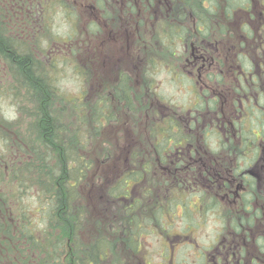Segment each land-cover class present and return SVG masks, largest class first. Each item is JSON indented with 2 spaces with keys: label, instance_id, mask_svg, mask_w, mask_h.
Masks as SVG:
<instances>
[{
  "label": "trees",
  "instance_id": "16d2710c",
  "mask_svg": "<svg viewBox=\"0 0 264 264\" xmlns=\"http://www.w3.org/2000/svg\"><path fill=\"white\" fill-rule=\"evenodd\" d=\"M135 1L115 0L118 6L109 13L111 0H0V103L9 100L21 118L29 119L22 129L18 122L3 117L0 106V264H143L145 239L155 235L164 242L165 251L168 247L159 264H174L173 244L165 243L173 228L167 219L179 212L182 234L178 237L185 239L220 207L213 181L219 185L217 165L222 166L223 156L230 153L235 159L230 167L234 177L238 169L241 173L247 169V164H241L245 147L239 144L226 150L232 140L213 129V121L204 127L201 123L215 108L213 99L205 101L210 97L208 90L198 92L192 87V102L176 105L158 93L152 76L158 70L172 74L165 62H180L181 47H188L187 42L198 46L206 40L208 44L213 15L228 13L231 1ZM234 3L241 5L239 0ZM139 4L143 19L134 28H141L146 18L150 24L148 34L135 38L138 46L148 36L151 74L145 85L134 88L129 73L133 68L144 70L145 60L139 58L118 71L107 90L94 87L69 96L59 85L61 66L72 64L87 82L89 73L84 58L80 66L76 44L87 45L86 38L99 32L95 20L89 21L96 8L117 24L113 23L112 32L120 28L121 14L137 11ZM59 18L74 24L71 34L63 38L53 30ZM106 124L117 132L100 133ZM101 134L114 147L99 140L93 149L98 140L94 138ZM239 135L241 143L253 138ZM184 143L192 147L189 153L183 152L185 169L177 172L180 177L168 174L164 168L175 161L176 149ZM109 147L112 153L105 150ZM87 151L90 159L98 161L123 155V168L117 169L115 161L99 170L101 164L93 163ZM88 174L104 179L93 190V196L103 192L102 201L92 202L95 217L80 203L82 192L91 191ZM241 179L246 191L241 194L242 209L216 214L223 232L219 239L227 236L224 253L231 256L221 264H264V214L261 209L243 210L256 195V181L248 175ZM207 253L201 252V264Z\"/></svg>",
  "mask_w": 264,
  "mask_h": 264
},
{
  "label": "flooded vegetation",
  "instance_id": "af4514ba",
  "mask_svg": "<svg viewBox=\"0 0 264 264\" xmlns=\"http://www.w3.org/2000/svg\"><path fill=\"white\" fill-rule=\"evenodd\" d=\"M230 1L228 13L213 15V34L210 33L208 44L203 40L201 45L192 44L183 50L182 69L190 79L196 74L195 85L199 92L208 90L210 97L205 101L213 99L215 104L213 113H206L201 119L203 127L213 121V129L220 131L227 141L232 140L228 151L238 148L239 144L245 147L241 164H247V169L243 173L238 169V176L232 175L230 167L235 159L228 151V155L223 156L222 166L217 165L221 172L220 182L217 185L213 181V194L220 207L213 209V214L223 211L229 214L242 209L241 194L246 192L241 183L244 175L255 179L256 195L249 198V205L243 210L261 209L264 214V0H239V6H235L234 0ZM213 9L217 11L215 6ZM191 120L189 118L188 122ZM240 133L251 134L253 138L241 143ZM189 146L184 143L177 147L175 161L164 168L168 174L173 172L181 176L178 173L185 169L187 162L183 152L189 153L192 150ZM213 162L217 164L214 157ZM216 242L209 254L210 264H221L231 258L224 253L229 243L227 236Z\"/></svg>",
  "mask_w": 264,
  "mask_h": 264
},
{
  "label": "rangeland",
  "instance_id": "374dc122",
  "mask_svg": "<svg viewBox=\"0 0 264 264\" xmlns=\"http://www.w3.org/2000/svg\"><path fill=\"white\" fill-rule=\"evenodd\" d=\"M138 3L139 0H136L135 4ZM115 6H118V3L115 2V0H111V4L110 2L107 3V9L109 13L114 12ZM183 8L185 7L183 6ZM185 10L186 9H183V13L185 12ZM141 14L142 7L139 4V8L137 11L128 14H121L119 26L120 28L114 29V31L110 32V30L113 28V23L114 26L117 24H115V22L112 23L109 20H106L102 16L103 12L100 11L99 13L98 9L96 8V11L93 12L94 16L89 19V21L94 19L99 29V32L94 35L96 39L92 40L94 36L90 35L89 38H86L88 40L86 41V43L87 45L89 44V46L82 45V43L76 44V49H78L79 51V54H77L76 57L79 56V61L81 62L80 66H82V58H84L83 65L86 71L89 73L86 78L87 82H85V84L83 83V80H81V78L77 75L72 64L61 66L62 71L59 74V85L64 91H66L69 96H77L80 94L81 91H84L83 89H85L86 91L88 89L92 91L94 87L96 89L104 88L105 90H107L114 84L116 73L121 69L123 70V68L127 66L137 63L136 61L139 58L145 60V62L141 66H144V70L131 68L132 70L129 73H131V81L134 88L137 87L139 89V86L145 85V83L147 82L146 80H148L149 78L148 74H151V71L148 70L147 62V58L150 55V48L148 47L147 42H145L148 39V36H145L142 40H140L138 46L135 45V38L138 34L141 33L148 34V27H150V24L148 19L146 18L147 20H143V24H141L143 26L141 28H134V23L137 27H139L138 23L141 19H143ZM184 15H187L186 12L184 13ZM144 16L148 15L145 13ZM61 19L62 18L55 20L53 30L63 38L66 37L68 34H71V28L74 27V24L73 22H67ZM86 22H88V20ZM183 25L188 28L187 21H185ZM211 33L213 34V27L211 28ZM186 44L188 47L190 46V42H187ZM82 46L83 49L80 50V47ZM145 47H148L147 50L145 49ZM184 49L182 45L181 50L183 51ZM184 56V54H181L180 62H173L172 59H168L165 62L169 66L166 68L171 69L172 75L170 73L163 72L160 70L156 71V73L153 72L152 75L156 84L155 89L158 88V93L161 94L168 102L176 105H188L190 99L189 90L187 88L189 87V85L184 84L187 86L186 87L182 84L181 80H178L177 78H172L176 75H180V70L182 73V77L187 78L185 76L186 74L184 73V70L182 69ZM195 77L196 74H194L193 78L191 77L194 83ZM163 101L166 102L164 99ZM23 103L24 102H22V104ZM0 106L3 117L8 120L18 122L20 128L22 129L26 128L29 119H27L26 117L21 118L18 115L16 107L12 105L9 100H1ZM121 120L125 121L126 119L124 118V116H122ZM69 126L71 127L72 124L69 123ZM99 131L100 133L104 131L105 133L110 134L117 132V130L114 129V126L112 124H106L103 128H99ZM94 139L98 140L94 144L93 149H95L96 146L99 144V140H102L101 143H108L110 146H113L111 144V140L108 139V141L105 138L104 134H101L99 138L96 137ZM91 142H93V140H91ZM107 149L109 153H112L111 147L106 148L105 150ZM89 153L90 151H87L86 153L88 158ZM102 155H104V152ZM117 157L118 153L114 157H109L108 159L100 158L99 161L94 157L92 159H89L92 160L93 163L97 162L96 164H98L99 162L101 164L98 167L99 170L104 168L107 169V166L113 164L115 161L116 162L114 165H117L116 168L122 169L124 156L121 155L119 158ZM114 165L112 167V170H114ZM88 177L91 179V183H89L91 191L89 189L85 193L82 192V195L80 197V203L85 206L86 212L88 211V213H91L95 217L96 208L95 204L92 202L98 203L100 199L102 201L103 192L96 191V195L93 196V190L94 187L99 189V184L104 179L103 177L102 180L97 179L95 176L90 177L89 174ZM104 177L106 180V174H104ZM107 179L108 181H110V178ZM92 183H94V185ZM86 184L88 185V183ZM34 191H37L36 187H34ZM90 216L87 220L90 219ZM122 220L124 219L121 218L120 221ZM219 220L220 219H217L216 215L213 214L212 211L207 215L203 222L199 223V225L195 229H192L193 232L189 233L188 235L185 234L186 237L184 239L178 237L182 234V221L179 217V212L175 215L174 219L172 216L168 218L167 222L170 223L173 228L171 230V233L169 234L170 241H167L165 243L169 244L170 242H173L174 246H172V252L177 255L173 259V263L200 264L203 259L201 252L209 246L211 248L215 247V245L217 244L216 241L219 239L221 233H223L221 232L222 226ZM163 243L164 242L162 241L160 236L157 235H155V237H147V240L145 239V245L143 246L142 252V260L145 258L143 260V264L161 263L162 255H164L165 252L168 251V247H166L165 251ZM210 252H212V249L208 251L207 256ZM205 264H210L208 257H206Z\"/></svg>",
  "mask_w": 264,
  "mask_h": 264
}]
</instances>
